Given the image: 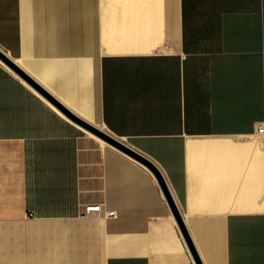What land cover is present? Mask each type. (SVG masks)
<instances>
[{"label":"crops","instance_id":"0c3cea01","mask_svg":"<svg viewBox=\"0 0 264 264\" xmlns=\"http://www.w3.org/2000/svg\"><path fill=\"white\" fill-rule=\"evenodd\" d=\"M260 125L264 0H0V264H264Z\"/></svg>","mask_w":264,"mask_h":264},{"label":"water","instance_id":"95a60500","mask_svg":"<svg viewBox=\"0 0 264 264\" xmlns=\"http://www.w3.org/2000/svg\"><path fill=\"white\" fill-rule=\"evenodd\" d=\"M78 122H80L83 126H85L90 132H92L94 135H96L97 137H99L100 139H102L104 142H106L107 144L115 147L116 149H118L119 151L127 154L128 156L132 157L133 159L137 160L138 162L144 164L146 167H148L153 174L156 176L162 190L163 193L165 194L172 210L173 213L175 215V217L177 218L183 233L192 249V252L194 253V255L197 256V251L195 249V246L193 244V241L187 231V228L185 226V223L183 221V218L181 216V213L179 211V209L177 208L173 197L171 195V192L169 190V187L166 183V180L161 172V170L159 169V167L148 157H146L145 155L139 153L138 151L134 150L132 147H130L129 145H127L126 143H124L123 141L115 138L114 136H112L111 134L107 133L106 131L98 128V127H94L92 125H89L87 123H84L82 121H80L79 119H75Z\"/></svg>","mask_w":264,"mask_h":264},{"label":"built area","instance_id":"2783aa9c","mask_svg":"<svg viewBox=\"0 0 264 264\" xmlns=\"http://www.w3.org/2000/svg\"><path fill=\"white\" fill-rule=\"evenodd\" d=\"M258 132L264 133V127L260 125L258 128ZM102 211H103V205L102 204H89L85 207L84 215L90 216L94 213H101ZM107 216H109V217L116 216V211L115 210L108 211Z\"/></svg>","mask_w":264,"mask_h":264}]
</instances>
